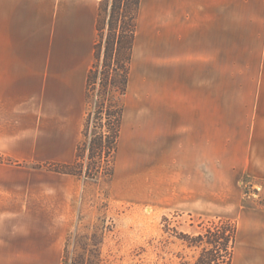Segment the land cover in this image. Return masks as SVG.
<instances>
[{
    "label": "crops",
    "instance_id": "0c3cea01",
    "mask_svg": "<svg viewBox=\"0 0 264 264\" xmlns=\"http://www.w3.org/2000/svg\"><path fill=\"white\" fill-rule=\"evenodd\" d=\"M99 3L0 0V264H61L81 179L48 165L75 160ZM232 50L256 51L239 65L264 67V0H140L123 124L141 140L130 161L144 164L146 196L173 186L193 209L218 195L236 221L231 264H264V188L260 202L239 186L264 181V96L244 118L216 110ZM216 123L240 135L224 134L220 182Z\"/></svg>",
    "mask_w": 264,
    "mask_h": 264
},
{
    "label": "rangeland",
    "instance_id": "374dc122",
    "mask_svg": "<svg viewBox=\"0 0 264 264\" xmlns=\"http://www.w3.org/2000/svg\"><path fill=\"white\" fill-rule=\"evenodd\" d=\"M105 25L101 31L103 38L107 34L108 13H104ZM237 47L238 44L232 45ZM257 54L256 51L232 50V65L230 67V78L225 81L216 82V110L222 112L223 108L231 110V118H244L247 109H253L256 105V96L262 93L264 96V67L243 66L239 63L246 62ZM132 60V59H131ZM100 65V63H98ZM131 67V64H130ZM99 68H101L99 66ZM130 73V72H129ZM129 79V78H128ZM136 84L129 92H137ZM153 92L157 96L159 84L152 83ZM99 84L91 88L85 98V114L88 117V128L86 137L82 135L81 143H85L99 129L96 127L100 122L96 119L95 109L101 102L99 98ZM114 101H122L123 117L129 109L128 86L125 95L120 98L112 89L109 98ZM239 112L241 114L239 115ZM235 113L236 115H233ZM249 117V115H247ZM216 118L222 119V114H216ZM134 126L123 124L120 127L117 150L110 158L109 166L103 167V174L96 178L86 177L90 161L88 151L85 149L76 163V170L83 175L81 179L80 206L76 220L70 232L78 240L96 243L102 239L101 252L105 258V264H181L191 263L200 251V247H188L180 240L178 233L196 235L205 233L208 229L227 225L232 229L236 221L224 213L221 197L216 195L213 201H200L193 209L177 204L178 196L174 188L165 187L159 194V186L151 189V194L146 196L144 189L143 162L141 158L130 161V151L142 148L141 140H132ZM242 133L247 131L243 129ZM236 134L240 137L239 128H231L229 131L221 123H216L215 128V161H216V182L222 181L218 178L221 173L223 160L224 134ZM227 134V135H228ZM234 136V137H235ZM85 148V147H84ZM129 153V154H128ZM137 154V153H136ZM99 164V163H97ZM148 165V164H147ZM156 163L150 165L153 168ZM113 170L112 177L105 175L108 168ZM91 168V167H90ZM107 168V169H106ZM149 170V167L147 168ZM109 172V170H108ZM151 172V173H150ZM151 182L157 183L158 171L153 169ZM94 170H91V174ZM88 175V174H87ZM169 185V180L167 181ZM244 198L258 199L259 192L264 188V181L255 185L253 181L242 177L239 181ZM257 195V196H256ZM67 235V236H68ZM88 238H91L89 240ZM74 237L71 242V251L78 249L74 244Z\"/></svg>",
    "mask_w": 264,
    "mask_h": 264
},
{
    "label": "trees",
    "instance_id": "16d2710c",
    "mask_svg": "<svg viewBox=\"0 0 264 264\" xmlns=\"http://www.w3.org/2000/svg\"><path fill=\"white\" fill-rule=\"evenodd\" d=\"M139 4L140 0H100L93 61L87 74L85 89V98H87L91 88L94 89V86L99 84L98 96L101 102L95 109L96 119L100 121L96 126L99 130L85 143H81L80 139L73 163H51L48 165L50 169L81 177L83 174L75 167L84 152L82 149L88 151L87 158L90 161L99 159V162H89L88 175L84 174L86 177L96 178L104 173L102 170L104 166H109L110 158L117 150L124 110L122 101H114L112 97L110 99L109 94L113 89L122 98L127 91ZM106 12L108 13L107 34L103 38L101 31L104 29ZM87 128L88 117L85 114L81 137L82 135L86 137ZM92 169L93 174H91ZM108 170L105 175L112 177V167ZM236 230L235 224L230 230L224 225L208 229L203 234L178 233L177 237L188 247H200L198 255L191 263L181 264H231ZM73 235V233L69 234L64 240L61 264H105L101 252L102 239L96 243H89L78 240ZM73 237L75 239L73 243L78 244L79 249L75 253L70 248Z\"/></svg>",
    "mask_w": 264,
    "mask_h": 264
}]
</instances>
